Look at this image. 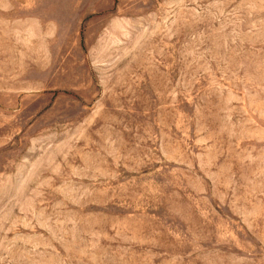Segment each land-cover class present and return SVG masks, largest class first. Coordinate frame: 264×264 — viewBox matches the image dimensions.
Masks as SVG:
<instances>
[{
  "label": "rangeland",
  "instance_id": "1",
  "mask_svg": "<svg viewBox=\"0 0 264 264\" xmlns=\"http://www.w3.org/2000/svg\"><path fill=\"white\" fill-rule=\"evenodd\" d=\"M0 264H264V0H0Z\"/></svg>",
  "mask_w": 264,
  "mask_h": 264
}]
</instances>
